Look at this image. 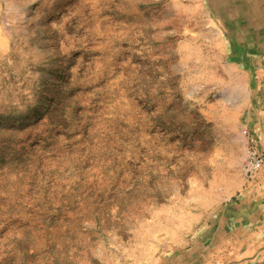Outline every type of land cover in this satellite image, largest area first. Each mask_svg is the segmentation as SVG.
<instances>
[{
	"label": "rangeland",
	"instance_id": "obj_1",
	"mask_svg": "<svg viewBox=\"0 0 264 264\" xmlns=\"http://www.w3.org/2000/svg\"><path fill=\"white\" fill-rule=\"evenodd\" d=\"M218 8L0 0V264H264V201L250 226L229 206L264 177V78Z\"/></svg>",
	"mask_w": 264,
	"mask_h": 264
},
{
	"label": "crops",
	"instance_id": "obj_2",
	"mask_svg": "<svg viewBox=\"0 0 264 264\" xmlns=\"http://www.w3.org/2000/svg\"><path fill=\"white\" fill-rule=\"evenodd\" d=\"M214 4H221V8L213 10L215 17L227 18L231 23L236 22L239 26H243L245 31L240 33L243 42L253 44L251 48L241 49L244 54L252 57L253 68L249 72L253 75V81L259 84L264 78V0H211ZM212 6H214L212 4ZM215 7V6H214ZM218 19V18H217ZM235 24V25H236ZM254 88L253 95L257 97L254 100L255 105L261 106L257 113L253 115L249 121L247 132L254 139L256 145L261 149L264 148V82ZM257 94V95H256ZM252 96V95H251ZM252 96V98H254ZM264 201V177L245 184V188L240 192L238 202H230L229 206L240 215L247 216L244 219L248 226L252 225L249 217L254 216L253 212L259 210L257 202ZM245 211L248 214H245Z\"/></svg>",
	"mask_w": 264,
	"mask_h": 264
},
{
	"label": "built area",
	"instance_id": "obj_3",
	"mask_svg": "<svg viewBox=\"0 0 264 264\" xmlns=\"http://www.w3.org/2000/svg\"><path fill=\"white\" fill-rule=\"evenodd\" d=\"M247 139V149L244 159V171L246 176L258 173L264 174V150H258L253 145V140L249 133L244 130Z\"/></svg>",
	"mask_w": 264,
	"mask_h": 264
},
{
	"label": "bare ground",
	"instance_id": "obj_4",
	"mask_svg": "<svg viewBox=\"0 0 264 264\" xmlns=\"http://www.w3.org/2000/svg\"><path fill=\"white\" fill-rule=\"evenodd\" d=\"M253 145L256 147L255 143H253ZM257 149L258 150H264V148L263 149L257 148ZM256 175H261V173H258V174L252 175V176H256ZM262 175H264V174H262ZM234 235H235L236 239H239V237H238L239 235L238 234L235 233ZM223 239H224V236H222V238L218 241L219 242L218 245L215 246V249L212 250L208 254V256H216L219 252L222 253L221 244H222ZM236 239H233L232 241L238 242V240H236ZM251 249H252L251 246H248V247L246 245H243L241 247H239V246L237 247L236 246V247L232 248V251H233L232 256H229V257H226V258L228 260H229L230 257L234 258L235 260L243 258V256H246L250 252Z\"/></svg>",
	"mask_w": 264,
	"mask_h": 264
}]
</instances>
